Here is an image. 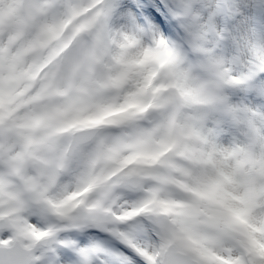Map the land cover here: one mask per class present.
Wrapping results in <instances>:
<instances>
[{"label":"snow or ice","instance_id":"1","mask_svg":"<svg viewBox=\"0 0 264 264\" xmlns=\"http://www.w3.org/2000/svg\"><path fill=\"white\" fill-rule=\"evenodd\" d=\"M89 17L103 18V51L111 61L96 49L85 54L106 63L98 86L119 90L131 82L132 88L77 114L75 122L88 132L135 124L158 111L162 119L152 128L161 131L144 128L122 141L128 153L103 176L77 175L67 153L56 152L63 128L39 139L25 136L14 151L0 147V264H264V153L257 158L238 137L226 146L213 139L229 140L238 129L264 137V0H83L56 24L41 23L12 52L26 81L19 93L39 94L41 74L72 52ZM38 48L49 54L23 66L25 54ZM129 49L136 54L127 55ZM9 50L0 43V54ZM194 74L203 82L198 87ZM213 88L224 93L225 110L205 115L200 147L191 146L166 107L173 90L183 97ZM8 119L0 112V126ZM29 119L38 125L45 118ZM41 144L51 145L49 155L38 154ZM110 151L115 159L119 149ZM171 152L176 160L167 159ZM137 157L146 158L144 166L125 170ZM122 172L150 177L145 192L109 187L89 196Z\"/></svg>","mask_w":264,"mask_h":264},{"label":"rangeland","instance_id":"2","mask_svg":"<svg viewBox=\"0 0 264 264\" xmlns=\"http://www.w3.org/2000/svg\"><path fill=\"white\" fill-rule=\"evenodd\" d=\"M58 1H62L67 9H58ZM82 3L83 0H51V6H47L41 5L39 0H25L24 6L18 10L20 21L17 20L16 24L10 27V35L16 37L18 35L17 29L21 24V28L29 26L27 29L35 37L39 25L45 22V17L48 15L53 16L54 24H56L63 16H70L73 9H79ZM10 4L13 7L14 0H10ZM87 20L92 22L77 34L75 47L72 52L64 57L60 67L58 64L62 57L57 58L47 69V72L41 74L39 83L36 84V89L39 91L38 95L19 93V89L26 83L25 80H23L21 86H13L5 92L8 85H12L13 80H10L8 74L0 76L2 77L0 78V112L7 113L9 117L8 121L0 126V147H3L5 151H14L21 148L25 136L31 135L39 139L51 128L59 127L63 128L64 131L56 135L53 143L57 153L63 152L69 135L77 129L86 127L75 122L74 118L77 114L82 115L85 110L98 103H105L119 97L118 89L113 87L101 88L97 84V81L104 78L106 63H111L110 59L105 58L109 56L103 51L104 39L107 36L103 18L93 21V18L89 17ZM7 34L8 32H5L4 36H1L0 43L5 40L9 42L10 38H7ZM91 49H96L98 53L103 54L106 63H97L88 59L85 54ZM41 52L42 49L38 48L35 59L43 58L49 54L48 51L45 54H41ZM77 60H79V63H77ZM193 81L197 82L196 86L193 87H198L203 83L195 74L192 76ZM43 85L47 86L43 87ZM173 96L174 100L167 105L165 114H174L176 124L183 126V138L186 143L194 147H200L201 142L197 132L203 129V121L207 113L225 110L224 93L222 90L213 88L200 94L189 92L182 97L176 94L174 90ZM184 109L189 110L183 111ZM37 114L45 118L44 122L34 125V128L31 129L32 122L29 117ZM112 118L107 117V119ZM240 118L245 121L250 119L243 114ZM148 119L152 118L149 117ZM67 128L68 130H66ZM150 128L157 134L161 131L160 129ZM143 129L140 121H136L135 124L101 126V130L94 140L81 146L73 153L70 158L72 167L79 168V174L83 175L86 164L92 162L95 167L92 173H98L101 176L118 169L120 161L129 151L128 148L123 146L122 141L131 139ZM248 135H255V133L249 134L242 129H238L236 133L229 137L228 143L235 144L238 137L245 145ZM213 139L218 145L226 146L219 136H214ZM113 146H116L119 151L115 154V159H110L109 156L112 154L110 150ZM50 148L51 145L49 144H41L37 148V152L40 155H49ZM261 153H264V137L256 136L254 154L258 158ZM144 159L146 158L137 157L136 160L129 161L127 165H124L125 170L129 166L134 168L144 166ZM167 159L176 160V152L169 153ZM156 167L161 171L166 170L161 165ZM244 168L247 170L250 165L246 163ZM123 177H126V172L117 175L115 181H110L108 185L97 188L93 196H99L109 187H118L123 190L122 193L130 192L140 195L145 192L151 179L150 177L138 176L140 178L138 188L130 189L118 186L120 179ZM175 194L180 195L179 192Z\"/></svg>","mask_w":264,"mask_h":264},{"label":"bare ground","instance_id":"3","mask_svg":"<svg viewBox=\"0 0 264 264\" xmlns=\"http://www.w3.org/2000/svg\"><path fill=\"white\" fill-rule=\"evenodd\" d=\"M58 3H59L58 9L66 8L65 5L62 3V1L61 2L58 1ZM36 8L38 9V7ZM53 18H54L53 16L48 15L47 17H45V22L54 24ZM17 20H18L17 9L15 8V6L13 7L11 6L10 0H0V39L4 36L3 34L5 32H8L7 38H10L9 42H7L6 40L3 42V44L9 46L10 50L7 52V54H0V76L2 74L3 75L8 74L10 80H13L12 85H8V87L5 89V92H7L13 86L16 85L21 86L23 84V79H21L18 75L21 66L20 65L14 66L12 60V52L22 47L24 44L27 43L28 40L34 38L33 34H31V31L27 29V27L29 28V26H27L24 29V32L20 35L19 38L11 37L10 27L13 26V24L15 25ZM47 51L48 49L46 48L42 49L41 54H45ZM36 55H37V49L30 53H26L25 59L23 61V66H26L29 62L35 59Z\"/></svg>","mask_w":264,"mask_h":264},{"label":"clouds","instance_id":"4","mask_svg":"<svg viewBox=\"0 0 264 264\" xmlns=\"http://www.w3.org/2000/svg\"><path fill=\"white\" fill-rule=\"evenodd\" d=\"M113 51L115 52V51H117V49L113 48ZM135 54H136V50H135V49H129V50H128L127 55L131 56V55H135ZM105 58H106V59H110V58L107 57V56H106ZM110 62H111V61H110ZM192 84H193V86H196L197 82H196V81H193ZM131 88H132V84H131V82H129V83L125 84L121 89H119V93H120L119 98H123V94H124L126 91L130 90ZM173 91H174V90H173ZM188 110H189V109H184L183 111H188ZM150 117H151L152 119H145V120H143V121L140 122V125H141L143 128H150V127H152V125H153L154 122H156L157 120H159V119L162 118L158 112H153V113H151ZM222 142H223L224 144H227V143L229 142V140H228V138H226V137H222ZM74 170L76 171L77 175H79L80 169H79V168H74ZM67 178H68V177H66V176H65V177H62V179H61V183H63V180H64V179H67ZM51 191H52L53 193H58V192H59V185H58L56 188L52 189ZM117 191H123V190L120 189V188H118ZM93 195H94V193H90V194H89L90 197L93 196Z\"/></svg>","mask_w":264,"mask_h":264},{"label":"water","instance_id":"5","mask_svg":"<svg viewBox=\"0 0 264 264\" xmlns=\"http://www.w3.org/2000/svg\"><path fill=\"white\" fill-rule=\"evenodd\" d=\"M96 131H97V130L92 131V133H91L88 137H86V138H84V139H81V140L78 139V136H80L81 133L84 132L83 130L77 132L76 134H73V136H72L71 139H70V143H69V145H68L67 155L70 156L71 153L75 150V148H76L77 146H79L80 144H83V143L89 141V140L95 135ZM127 182H128V180H123V181L121 182V184H125V183H127ZM137 185H138V181L135 180V181L133 182L132 186H133V187H136Z\"/></svg>","mask_w":264,"mask_h":264}]
</instances>
